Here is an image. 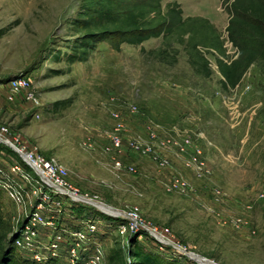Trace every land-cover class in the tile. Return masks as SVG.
Returning <instances> with one entry per match:
<instances>
[{"label":"rangeland","instance_id":"1","mask_svg":"<svg viewBox=\"0 0 264 264\" xmlns=\"http://www.w3.org/2000/svg\"><path fill=\"white\" fill-rule=\"evenodd\" d=\"M175 1L183 16H204L221 34L228 57L200 47L209 76L194 72L182 45L173 44L175 60L156 58L161 36L119 49L98 40L85 59L70 61L69 21L80 0H0V123L56 157L82 194L122 213L136 209L165 235L160 242L144 228L122 231L124 217L64 196L17 204L0 189L6 238L42 202L45 224L29 235L41 241L38 253L58 246L57 264H89L92 255V264H119L112 248L132 244L164 264H200L185 252L264 264V46L239 82L224 87L216 57L238 55L226 29L231 0ZM16 77L30 81V98L11 91ZM8 161L0 155V165Z\"/></svg>","mask_w":264,"mask_h":264},{"label":"trees","instance_id":"2","mask_svg":"<svg viewBox=\"0 0 264 264\" xmlns=\"http://www.w3.org/2000/svg\"><path fill=\"white\" fill-rule=\"evenodd\" d=\"M230 6L232 14L226 29L230 41L238 48V55L228 61L216 57L224 87H233L239 82L249 64L260 56L264 46V0H231ZM69 22L75 35L67 43L72 50L68 54L70 61L85 59L91 46L98 40L119 49L123 43L139 45L158 36L162 38V45L151 51L156 58L165 62L169 58L175 60L177 49L173 48V44L182 45L194 72L203 76L210 74V61L200 47L212 48L228 57L221 34L214 24L204 16H183L175 0L165 7L162 0H80L78 11ZM0 155L13 156L22 161L14 150L2 143ZM146 236L150 237L149 234ZM112 250V256H116L119 264H164L160 257L142 251L135 244L127 246L122 252L115 248ZM51 262L56 263L49 260L46 264ZM0 264H39L15 252L13 236L8 239L4 234L1 215Z\"/></svg>","mask_w":264,"mask_h":264},{"label":"built area","instance_id":"3","mask_svg":"<svg viewBox=\"0 0 264 264\" xmlns=\"http://www.w3.org/2000/svg\"><path fill=\"white\" fill-rule=\"evenodd\" d=\"M8 85L13 92L25 91L27 98L33 95L30 91V81L25 77H16L12 79ZM0 138L8 140L16 146L18 150L25 154V158H23L14 150L22 161L17 160V158L13 156H8V165H0V189H2L15 203L26 204V202L31 200L32 195L42 201H47L50 199V196H52L55 198L53 200L57 203H59V200H56V196H59L61 199H63L62 197L64 196L72 202L84 203L87 205L91 204L89 203L90 200L95 201L94 198L87 194H82L79 189L71 185L66 178V168L56 157H46L38 153L35 148L27 147L25 143L19 141L15 134L11 133L7 125L2 123H0ZM116 142H118V140H116ZM44 188L47 190H44ZM42 206V202H39L36 205L35 211H31L29 215H27L24 227L13 239V245L20 249H24V252L28 255L27 257L34 258L38 261L42 259L41 261L44 260L47 262L50 259L53 260V258L58 255L56 251L58 246L54 245V247H52L49 243V249L43 246L45 247V250L42 251L43 254L38 253L41 241H39V238L30 237L29 235V232H33L32 226L36 225L35 223L41 222L45 224L40 213L43 210ZM115 216H122L127 220V227L122 226V231L126 228L131 231L144 228L149 235L160 242H164L165 235L157 228L149 227L144 219L140 217L136 209H128ZM51 247L53 249H50ZM92 256L95 257V255ZM92 256L88 258L89 264L94 263Z\"/></svg>","mask_w":264,"mask_h":264},{"label":"water","instance_id":"4","mask_svg":"<svg viewBox=\"0 0 264 264\" xmlns=\"http://www.w3.org/2000/svg\"><path fill=\"white\" fill-rule=\"evenodd\" d=\"M0 143H3L7 146H9L10 148H12L13 150H15L16 152L19 153V155H21L23 158H25V154L22 153L20 150L17 149L16 146H14L11 142H9L8 140L4 139V138H0ZM41 175V174H40ZM89 203H91L92 205L100 208L101 210L109 213L110 215L112 216H115V215H118L119 212L122 213L121 211L103 203V202H100V201H94V200H90ZM101 206H103L104 208H102ZM185 254L193 259V260H196L198 263L200 264H219V263H216L214 262L213 260H210V259H207V258H204V257H201L193 252H185Z\"/></svg>","mask_w":264,"mask_h":264},{"label":"bare ground","instance_id":"5","mask_svg":"<svg viewBox=\"0 0 264 264\" xmlns=\"http://www.w3.org/2000/svg\"><path fill=\"white\" fill-rule=\"evenodd\" d=\"M102 208H104L103 206H101Z\"/></svg>","mask_w":264,"mask_h":264}]
</instances>
